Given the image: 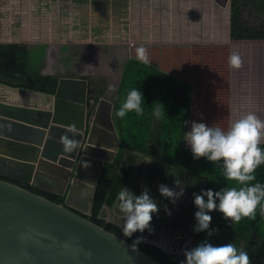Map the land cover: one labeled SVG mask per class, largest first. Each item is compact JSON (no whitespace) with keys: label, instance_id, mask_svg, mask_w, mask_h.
<instances>
[{"label":"water","instance_id":"1","mask_svg":"<svg viewBox=\"0 0 264 264\" xmlns=\"http://www.w3.org/2000/svg\"><path fill=\"white\" fill-rule=\"evenodd\" d=\"M67 83L82 90L67 91ZM0 85L50 99L41 106L0 97V175L64 197L56 202L0 178V264H163L83 215L91 214L104 163L120 145L113 102L103 96L90 109L82 78L60 77L53 94ZM71 126L78 134L67 131ZM65 134L80 143L71 154L63 151ZM81 192L85 208L72 202Z\"/></svg>","mask_w":264,"mask_h":264},{"label":"trees","instance_id":"2","mask_svg":"<svg viewBox=\"0 0 264 264\" xmlns=\"http://www.w3.org/2000/svg\"><path fill=\"white\" fill-rule=\"evenodd\" d=\"M230 10L232 41L264 42V0H231ZM247 13L255 16L257 23L249 22ZM60 77L59 74H43L36 71L30 64L27 44L0 42L1 84L23 91L34 90L53 94ZM86 79L88 106L93 109L98 99L105 96V89L95 84L91 78ZM220 86L224 87L226 83H221ZM134 88L140 89L145 98L144 114L137 116L130 112L121 119L116 112L128 92ZM193 97L192 82L175 77L153 64L144 63L136 58L126 61L117 92L112 100V117L120 145L114 160L104 163L96 186L91 214H83L85 217L132 243L137 236L133 234L131 238L124 237L120 225L107 221L103 216L104 205L108 208L117 205V193L122 187L133 190L137 195L147 187L156 199L158 198L154 188L156 179L165 180L163 175L172 167L201 177L195 192H198L199 187L201 190H219L222 187L239 186L235 181H229L223 176L222 165L219 162L212 163L203 157L194 159L190 146L185 145L186 141L183 139L191 127ZM157 102L162 103L160 107L163 110L164 106L166 112L159 118L154 115ZM184 121L189 123L185 124ZM261 147H264V143ZM150 159L151 162H145ZM255 176L256 180L251 183L264 184V165L256 169ZM196 179L198 178L194 177V180ZM23 186L53 201L64 200L63 196L44 190H34L28 185ZM211 215V226L217 227L219 231L212 236L200 232V235H204L203 241L207 240L214 245L234 243L248 251L250 264H264V213H261L259 208L255 219L245 217L232 226L225 221L219 211L214 210ZM137 247L161 263L171 264L158 246L142 241Z\"/></svg>","mask_w":264,"mask_h":264},{"label":"rangeland","instance_id":"3","mask_svg":"<svg viewBox=\"0 0 264 264\" xmlns=\"http://www.w3.org/2000/svg\"><path fill=\"white\" fill-rule=\"evenodd\" d=\"M80 2L96 5L101 3L114 9V15L116 14L113 18L114 22L102 28L107 29L109 33L105 39H101L102 42H107L103 44L108 47L109 52L126 58L138 55V49L144 48L148 57L153 51L158 54L172 52L176 60L180 57L184 58V80H192L194 85L191 121H202L225 131L235 120L249 112L255 113L264 121V45H243L242 51L246 57L242 61L243 70L233 72L231 77L233 80L230 84L228 45L203 43L150 46L146 44L137 45L135 49L133 43L139 40L130 35V20L126 13L129 0H79ZM74 7L80 9V5L74 4V0H0V42L25 43L32 49L31 64L37 71L43 67L44 59L59 61V66L51 62L50 64L61 77L84 79L83 76H87L99 87H104L105 96L112 98L118 85L120 67L117 65L113 69L112 61L97 63L98 65L91 66V70L84 65L103 50L90 45L85 39L90 38L91 34H99L101 28H88L80 25V21H78L79 25L70 24L68 21H62V24L57 23L58 21H48L54 22V25H51L37 18L38 14L40 17L43 14H50L52 17L60 15L67 19ZM4 17L5 19H2ZM246 17L251 23L258 21L252 14L247 13ZM91 29L93 33L90 32ZM146 40L145 42H153V39ZM51 41L59 45L51 46ZM48 49L49 53L43 56ZM73 64H76L77 68ZM112 69L115 70V74L111 78L109 73ZM79 73L82 77H79ZM109 79L111 83L107 90ZM224 82L226 86H220ZM2 94L4 93H0ZM4 97H7V94H4ZM230 103L233 104V115L229 114ZM185 145L189 146L187 143ZM103 216L107 219L112 216L115 222L120 225L123 223L117 205L114 208H104Z\"/></svg>","mask_w":264,"mask_h":264},{"label":"clouds","instance_id":"4","mask_svg":"<svg viewBox=\"0 0 264 264\" xmlns=\"http://www.w3.org/2000/svg\"><path fill=\"white\" fill-rule=\"evenodd\" d=\"M138 59L144 63L149 62L144 48L138 49ZM229 62L234 68H239L241 64L236 53H233ZM144 100L140 89H131L116 115L121 119L130 112L142 116ZM160 105L162 103L157 102L154 110L157 118L166 113L164 106L162 110ZM190 123V130L186 132L183 140L190 146L193 158L203 157L212 163L219 162L223 176L239 185L222 187L219 190L202 189L199 194H193V203L197 209L194 213V232H205L207 236H212L219 231L217 227L211 226V212L214 210L222 213L230 226L245 217L255 219L258 208L264 213V184L251 183L256 180V169L264 165V147H261L264 143V121L255 113L249 112L235 120L226 131L202 121ZM67 131L78 134L75 126L69 127ZM61 143L63 151L67 154L77 151L80 147L79 141L67 134L61 137ZM84 166H88L87 162H84ZM174 183L179 186L178 191L165 184H160L158 188L159 193L172 204L184 195L182 182L177 179ZM116 199L120 219L123 221L120 227L124 237L131 238L135 232L153 231L150 221L159 208L157 200L147 187L139 195L127 187H122ZM165 211L171 215V209L166 208ZM108 220L111 221L112 217L109 216ZM143 239L142 236L136 237L131 247L135 249ZM183 255L181 264H250L248 251L231 242L214 245L205 240L194 247L185 248Z\"/></svg>","mask_w":264,"mask_h":264},{"label":"crops","instance_id":"5","mask_svg":"<svg viewBox=\"0 0 264 264\" xmlns=\"http://www.w3.org/2000/svg\"><path fill=\"white\" fill-rule=\"evenodd\" d=\"M230 2L231 0H129V4L127 6L128 10L126 13L128 15V20H130V35L132 36V38H136L139 40L136 41V43H133L134 48L136 49L137 45L141 46L146 44H149L150 46L184 44L193 45L203 43L228 45L229 59L233 55V53H236L238 54L241 61L239 68L232 67L229 62V69L231 73V76L229 75V81L230 84H232L233 79L231 77L233 75V72L236 73L237 70H243L242 61L246 58L244 57L245 54L242 51L243 45H264V42H234L231 40ZM74 4L80 5V9L78 10L77 8H75L77 6H75V9L70 12V16L67 19L60 17V15H53L52 17L50 14H43L41 15V17L38 14L37 18L38 20H42L43 22L58 21L57 23L62 24V21H68L73 25L80 24L88 28H101V32L99 34H91L90 38L85 39L87 43H90V45L98 47L99 49L101 48L103 50H100V53L97 54L95 58H93L90 62L85 63L84 65H86L91 70V66L98 65L97 63L112 61L113 69H115L117 65L120 67L118 76L119 85L126 61L131 58L138 59V55L121 58L116 53L109 52L108 47L103 44L107 42L101 41V39H105L108 33L107 29L104 30L102 28H106L107 26H110L112 22H114L113 18L116 15H114V9L110 8L109 5L105 6L101 3L99 5H96L95 3L82 4L81 2L79 3V0H74ZM117 10L119 9H116V11ZM2 19H5V17ZM78 21H80L79 24ZM53 23L48 22L47 24L52 25ZM90 32L93 33V29H91ZM147 38L151 40L153 39V42H145L147 41ZM203 38H208L209 40H205ZM50 45L57 46L59 44L51 41ZM150 48L153 49L152 47ZM28 49L29 61L31 64L30 52L32 49L30 46H28ZM46 51L47 53H43V56H45V54L47 55L50 50L48 49ZM148 61V63L155 64L162 70L184 80L183 57H180L179 60H176L172 52L158 54L152 51L149 53ZM50 62L58 66L60 65L59 61H50L49 59L45 61L44 59L42 61L43 67L38 72L43 74H57V71L53 70V66H51ZM73 65L77 68L76 64ZM34 69L36 70V68ZM113 69L109 73V76L111 78L112 75L115 74V70ZM80 76L81 74L79 75V77ZM64 78H71V76H65ZM83 78L86 79L89 77L83 76ZM190 82H192V80H190ZM107 83V90H109V84L111 83L110 79ZM118 85L114 91V96L117 92ZM72 86H75L78 92L82 90L81 84L72 85L71 83H67L65 88H68V91ZM67 91L65 93H67ZM0 93L7 94V97H4V94H2L3 96L0 95V97L3 99L31 105L38 104L42 106L47 100H50L47 97L42 96L41 94H23V92H21L20 90H12L1 85ZM114 96L112 98L108 96L105 97L112 101ZM229 105V114L233 115V104L230 103Z\"/></svg>","mask_w":264,"mask_h":264},{"label":"flooded vegetation","instance_id":"6","mask_svg":"<svg viewBox=\"0 0 264 264\" xmlns=\"http://www.w3.org/2000/svg\"><path fill=\"white\" fill-rule=\"evenodd\" d=\"M163 176L165 177V180L156 179L154 185V188L158 193V198H156V200L158 204H160V207L158 213L154 214L150 221L153 231L149 233L145 230L143 233H136L140 234L143 238L147 237L160 243L159 246H155H158L163 250L171 264H181V261L184 260L183 250L185 248L194 247L202 242L204 237L203 234L200 235L193 230L195 224L194 213L197 210L193 203V194H199L201 190V187H199L198 192H195V188L199 185V179H201V177L192 172L173 167L168 169L167 174H164ZM0 177L21 185H28L34 190H41L32 187L28 183L14 180L3 175H0ZM194 177L198 179L194 180ZM177 179L184 185V195L179 198L175 204H172L159 193L158 188L160 184H165L178 191L179 186L174 183ZM40 182L42 183V181ZM81 193L80 196L75 195L72 202L80 208H85L87 203L86 194L83 192ZM166 208L171 209V215L166 213ZM105 219L107 220L106 217ZM111 222L120 225L115 222L113 217Z\"/></svg>","mask_w":264,"mask_h":264},{"label":"bare ground","instance_id":"7","mask_svg":"<svg viewBox=\"0 0 264 264\" xmlns=\"http://www.w3.org/2000/svg\"><path fill=\"white\" fill-rule=\"evenodd\" d=\"M14 95V94H13Z\"/></svg>","mask_w":264,"mask_h":264}]
</instances>
